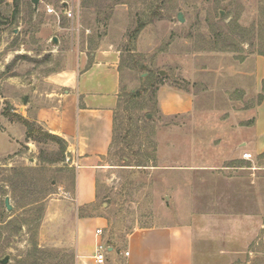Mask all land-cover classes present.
<instances>
[{
  "label": "rangeland",
  "instance_id": "374dc122",
  "mask_svg": "<svg viewBox=\"0 0 264 264\" xmlns=\"http://www.w3.org/2000/svg\"><path fill=\"white\" fill-rule=\"evenodd\" d=\"M64 3L71 18L62 14ZM46 5L59 16L47 13ZM111 45L121 54V93L111 167L99 182L97 204L110 221L107 237L121 246L135 228L182 214L176 203L182 197L171 194L172 177L165 172L171 135L197 123L231 121L239 105L258 101L259 94L238 104L230 92L217 94L214 78L247 57L264 56V0H91L86 6L83 0H40L37 8L19 0L18 10L13 0H0V264L5 257V264H74L71 250L50 245L59 227L41 233L49 200L71 188L73 170L60 141L32 116L38 92L48 89L43 76L67 68L82 51ZM161 85L192 90L195 112L163 114ZM197 107L207 108L208 116H198ZM211 184L194 178L195 205L211 199L204 194ZM35 198L40 203L28 204ZM232 247V258L216 264H264V230Z\"/></svg>",
  "mask_w": 264,
  "mask_h": 264
},
{
  "label": "crops",
  "instance_id": "0c3cea01",
  "mask_svg": "<svg viewBox=\"0 0 264 264\" xmlns=\"http://www.w3.org/2000/svg\"><path fill=\"white\" fill-rule=\"evenodd\" d=\"M120 62V50L112 45L82 51L67 68L43 76L47 90H35L32 119L65 141L73 170L71 188L49 200L41 233L46 226L59 227L50 245L71 250L74 264H98L94 254L99 241L107 246L103 264H216L231 259L238 239L249 242L264 230V56L247 57L226 67L227 75L214 78L217 94L230 92L237 104L259 94L256 103L239 105L231 121L197 123L191 131L187 126L166 142L172 161L165 172L172 177L171 194L182 197L176 200L182 214L167 224L135 228L121 246L107 237L110 221L97 204L99 182L111 167ZM157 101L165 115L195 112L189 89L161 85ZM206 109L197 107V115L208 116ZM244 152L251 159H244ZM194 178L212 181L204 191L211 196L204 206L193 203Z\"/></svg>",
  "mask_w": 264,
  "mask_h": 264
},
{
  "label": "built area",
  "instance_id": "2783aa9c",
  "mask_svg": "<svg viewBox=\"0 0 264 264\" xmlns=\"http://www.w3.org/2000/svg\"><path fill=\"white\" fill-rule=\"evenodd\" d=\"M9 1V0H8ZM61 10H62V14L68 18H71L73 16V11L72 9L68 6V4L66 3V5H62L61 6ZM46 12L49 14H53L56 15L57 17L58 12L54 9V7L50 6V5H46ZM242 157L244 159H251V154L248 152H244L242 154ZM66 160L69 161L70 158L67 156ZM102 233V231L100 229L96 230V234L100 235ZM106 250H107V246L102 243V242H98L96 244V248H95V254H94V260L98 263V264H103L105 261V254H106ZM125 254L127 255L128 252H125Z\"/></svg>",
  "mask_w": 264,
  "mask_h": 264
},
{
  "label": "trees",
  "instance_id": "16d2710c",
  "mask_svg": "<svg viewBox=\"0 0 264 264\" xmlns=\"http://www.w3.org/2000/svg\"><path fill=\"white\" fill-rule=\"evenodd\" d=\"M90 1L91 0H83V5H89L90 4ZM13 2H14V7H15V9H17L18 10V7H19V0H13ZM28 2H29V4L30 5H32L33 6V4L31 3V1L30 0H28ZM263 89H264V83H263ZM22 121H23V123L27 126V132H26V134H27V136H29V129H30V126H29V123H28V121H25V119H22ZM47 134H49L51 137H53V138H56L57 140H59L60 141V143H61V152H65V149H66V144H65V141L63 140V139H61L60 137H58V136H56V135H53V134H51V133H48L47 132ZM36 204V203H40V200L39 199H32L28 204Z\"/></svg>",
  "mask_w": 264,
  "mask_h": 264
},
{
  "label": "water",
  "instance_id": "95a60500",
  "mask_svg": "<svg viewBox=\"0 0 264 264\" xmlns=\"http://www.w3.org/2000/svg\"><path fill=\"white\" fill-rule=\"evenodd\" d=\"M31 1V3L33 4V7L34 8H37V6H38V4H39V2H40V0H30ZM66 3H64V5H65ZM177 19L179 20V21H183V17H182V15H181V13H178V15H177ZM57 40H56V37H53V42H56ZM163 73V71H160V74H162ZM24 101H26V98L24 97ZM150 115H148V117H149ZM4 206H5V208H6V210L7 211H11L12 210V205L10 204V199H9V196H5V198H4ZM7 262V258L5 257L4 259H2L1 260V264H5Z\"/></svg>",
  "mask_w": 264,
  "mask_h": 264
}]
</instances>
